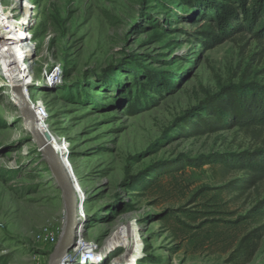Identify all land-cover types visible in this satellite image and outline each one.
I'll list each match as a JSON object with an SVG mask.
<instances>
[{"label":"rangeland","instance_id":"rangeland-1","mask_svg":"<svg viewBox=\"0 0 264 264\" xmlns=\"http://www.w3.org/2000/svg\"><path fill=\"white\" fill-rule=\"evenodd\" d=\"M32 1L40 10L36 76L56 63L66 74L30 93L48 108L54 136L70 144L66 157L87 197L79 235L98 246L87 264H228L230 222L264 200V179L222 191L220 214L208 217L216 188L246 174L210 165L156 170L264 149V127L196 135L185 125L188 113L225 87H264V43L248 35L206 43L219 24L179 0ZM8 90L0 88V264H48L66 228L65 203ZM205 188L212 190L194 202ZM180 210H201L204 218L192 223ZM262 225L264 218L245 233ZM44 228L57 234L56 244L36 240ZM247 264H264V236Z\"/></svg>","mask_w":264,"mask_h":264},{"label":"trees","instance_id":"trees-1","mask_svg":"<svg viewBox=\"0 0 264 264\" xmlns=\"http://www.w3.org/2000/svg\"><path fill=\"white\" fill-rule=\"evenodd\" d=\"M183 6L190 9H200L201 16L215 20L218 26L217 33L205 34L206 43H213L223 38L235 35H248L254 41L264 43V0H179ZM205 1V2H203ZM206 6V7H205ZM66 74V73H65ZM46 90V88H45ZM138 104L129 105L126 111L130 114L137 111ZM185 125L196 135L214 134L231 128L249 130L253 127H264V87L254 84H238L223 88L218 94L208 98L201 106L188 113ZM210 165L217 168L222 174L243 172V180H235L216 188L211 205H208V217L220 214V205L217 198L222 191L233 194L249 190L264 179V149L246 151L241 154H227L201 158L191 161L186 159L179 164L161 166L156 170L157 176L171 171L183 169L185 166L202 168ZM137 182L139 181L136 179ZM158 181V180H157ZM156 185L155 182L152 186ZM212 189H202L196 198ZM203 197H205L203 195ZM216 199V200H215ZM204 211L192 212L191 216L180 210L182 217L192 223L203 219L200 214ZM264 218V200L260 201L246 216H240L230 222L231 231L235 233L233 246L235 250L229 256L228 264H247L258 251L264 236V225L246 232L247 226L255 225ZM188 229H192L187 226ZM184 233L190 231L183 230Z\"/></svg>","mask_w":264,"mask_h":264},{"label":"built area","instance_id":"built-area-1","mask_svg":"<svg viewBox=\"0 0 264 264\" xmlns=\"http://www.w3.org/2000/svg\"><path fill=\"white\" fill-rule=\"evenodd\" d=\"M9 2V5H4V0H0V78L23 82L27 89V102L37 117L38 126L49 131L51 135L49 110L41 100L31 97L30 89L39 86L41 80L48 84L62 81L66 72L65 66L63 63L46 65L40 77L36 76L33 62L38 46L35 28L40 15L39 7L32 0H9ZM62 142L67 141L62 140ZM67 145L70 149L68 142ZM76 191L78 200L83 202L79 198V185ZM78 217H82L81 214ZM77 232L75 246L60 259L58 264H87L88 260L97 255L98 246L84 242L79 235L80 229H77ZM36 240L39 243L54 245L57 243V234L52 229L44 228L37 235Z\"/></svg>","mask_w":264,"mask_h":264},{"label":"water","instance_id":"water-1","mask_svg":"<svg viewBox=\"0 0 264 264\" xmlns=\"http://www.w3.org/2000/svg\"><path fill=\"white\" fill-rule=\"evenodd\" d=\"M11 94L14 105L16 108H18L24 119L26 129L33 136V139L36 142L39 150L49 163L53 176L55 177L62 192L67 214V224L64 234L58 246L51 254L48 262V264H58L60 259H62V257L75 246L76 231L80 226V218L78 217V213L83 202L78 200V195L76 193L78 183H76L77 180L75 179L71 169L69 171L65 167V163H67V157H65V163L62 162V159H64L63 155H58L56 153L48 137L46 138L40 131L37 117L34 111L30 108L21 89L15 88L12 90ZM69 173H71V179L69 177Z\"/></svg>","mask_w":264,"mask_h":264},{"label":"bare ground","instance_id":"bare-ground-1","mask_svg":"<svg viewBox=\"0 0 264 264\" xmlns=\"http://www.w3.org/2000/svg\"><path fill=\"white\" fill-rule=\"evenodd\" d=\"M3 87H7L9 90V93L11 94L12 93V90L13 89H15V88H20L21 89V91H22V93H23V95L25 96V98L27 99V89L25 88V86H24V84H23V82H21V81H19V80H10V81H8V83H6V84H4V85H0V88H3ZM10 98H11V101H12V94L10 95ZM25 126V125H24ZM39 127V129H40V131L42 132V134L47 138L48 137V139L50 140V142H51V144H52V146L54 147V150L56 151V153L58 154V155H63V158L64 159H62V162H64L65 163V157H66V155L68 154V152H69V148H67V142H62V140H59V138L58 137H56V136H54V128H53V126L51 127L52 129H51V132H50V136H48L49 135V131L47 132V131H45V130H43L42 128H41V126H38ZM25 130H27L26 129V127H25ZM67 159V158H66ZM67 163H65V167H66V169L67 170H69L70 171V169H71V171H72V173H73V175L75 176V171H74V168H73V166H72V164L70 163V161L67 159V161H66ZM69 177H70V179H71V173H69ZM75 178H76V176H75ZM76 180H77V182L76 183H78V185H79V189H80V195H79V198L83 201V203L86 201V192L84 191V189H83V186H82V183L76 178ZM79 214H81V216L83 215L84 216V214H85V210H84V205L83 206H81L80 208H79V213H78V215ZM81 219V218H80ZM77 232V231H76ZM78 233V232H77ZM77 233H76V235H77ZM127 234H122V235H119V237L118 238H121L122 236H126ZM127 239V238H126ZM136 240L138 241L139 240V236H137V238H136ZM113 241V240H112ZM111 241V242H112ZM126 241H124V240H122V241H114L113 243H114V245L112 244V246L113 247H115L116 246V244H117V246H121L123 243H125ZM131 242V241H130ZM134 242H135V239H134V241H132L131 242V246H133V244H134ZM107 246H109V244L108 243H106L105 244V247H107ZM124 246V245H123ZM122 246V247H123ZM125 247V246H124ZM123 247V248H124ZM141 247V246H140Z\"/></svg>","mask_w":264,"mask_h":264}]
</instances>
